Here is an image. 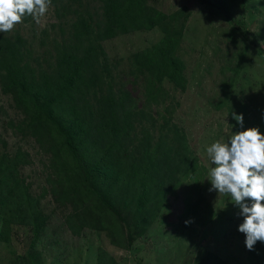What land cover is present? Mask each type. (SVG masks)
Listing matches in <instances>:
<instances>
[{
    "label": "trees",
    "instance_id": "trees-1",
    "mask_svg": "<svg viewBox=\"0 0 264 264\" xmlns=\"http://www.w3.org/2000/svg\"><path fill=\"white\" fill-rule=\"evenodd\" d=\"M51 5L60 26L70 17L71 34L67 38L61 27L53 57L42 59L47 66L35 59L19 31L0 33V89L26 116L13 128L38 136L36 142L50 155L47 188L34 194L22 173L29 155L0 151V242L12 243L20 227L28 230L31 249L21 259L30 264L39 263L33 248L47 226L42 202L48 196L68 211L65 224L72 235L84 229L104 232L111 245L125 249L153 225L170 192L197 163L176 125L150 136L151 119L113 76L101 45L157 28L161 38L131 55L126 75L140 71L159 91L165 83L183 90L177 15L155 9L148 0H52ZM215 5L229 22L227 2ZM205 252L206 264L220 263ZM247 253L252 264H264V243ZM96 264L115 261L99 248Z\"/></svg>",
    "mask_w": 264,
    "mask_h": 264
},
{
    "label": "rangeland",
    "instance_id": "rangeland-1",
    "mask_svg": "<svg viewBox=\"0 0 264 264\" xmlns=\"http://www.w3.org/2000/svg\"><path fill=\"white\" fill-rule=\"evenodd\" d=\"M225 1L233 19L229 22L215 5L217 0H148L155 9L177 15V56L184 64L186 80L183 90L165 83L159 91L157 84L150 87L140 71L126 75L131 55L161 38L157 28L101 42L110 68H114L113 76L122 79L139 111L151 119L146 123L150 136H160L176 125L197 163L170 192L153 225L125 249L111 245L104 232L84 229L79 236L72 235L65 224L68 211L48 196L42 202L49 218L47 226L33 248L38 264H96L99 248L115 264H206L205 251L214 253L220 259L218 264H252L246 236L238 231L243 223L239 207L228 195L209 191V171L214 165L206 150L217 141L226 143L232 133L250 128H258L264 135V0ZM89 9L93 11L92 6ZM69 21L70 17L60 26L50 5L39 25L25 15L13 30L2 34L13 36L19 31L45 67L42 59L53 57L55 41H61V27L70 36ZM234 115L243 116V126ZM24 119V113L0 89V151L12 154L20 150L29 155L22 173L31 192L37 194L47 188L50 155L36 142L38 136L13 128ZM17 233L12 243L0 242V264H30L21 258L31 249L32 235L22 227Z\"/></svg>",
    "mask_w": 264,
    "mask_h": 264
},
{
    "label": "clouds",
    "instance_id": "clouds-1",
    "mask_svg": "<svg viewBox=\"0 0 264 264\" xmlns=\"http://www.w3.org/2000/svg\"><path fill=\"white\" fill-rule=\"evenodd\" d=\"M52 0H0V33H8L22 17L31 16L39 25ZM243 126V116L234 115ZM212 165L209 191L228 195L239 207L243 223L238 231L245 234L249 251L257 242L264 243V135L250 128L231 135L226 143H213L206 150ZM190 223V222H186Z\"/></svg>",
    "mask_w": 264,
    "mask_h": 264
}]
</instances>
